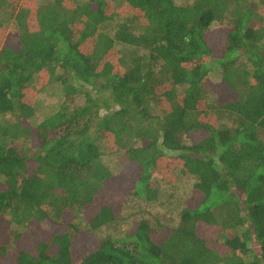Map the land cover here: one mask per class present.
Masks as SVG:
<instances>
[{
	"label": "trees",
	"instance_id": "16d2710c",
	"mask_svg": "<svg viewBox=\"0 0 264 264\" xmlns=\"http://www.w3.org/2000/svg\"><path fill=\"white\" fill-rule=\"evenodd\" d=\"M180 1L0 0V264H264V0Z\"/></svg>",
	"mask_w": 264,
	"mask_h": 264
},
{
	"label": "rangeland",
	"instance_id": "374dc122",
	"mask_svg": "<svg viewBox=\"0 0 264 264\" xmlns=\"http://www.w3.org/2000/svg\"><path fill=\"white\" fill-rule=\"evenodd\" d=\"M185 3L184 0H181L179 2V4H183ZM216 30V28L214 29ZM218 30V29H217ZM15 32L14 30V25L12 24L9 29H8V33L13 34ZM107 32L110 35H113L115 32V27L114 26H108L107 27ZM5 43H1L0 44V50L4 47ZM117 49L122 52H124V48L121 45H118ZM211 79L213 82V85H216L217 83L220 82L221 80V75L215 73L211 75ZM64 100V93L62 91V88L59 86H52L50 88L49 91H47L44 94H41L40 96L37 97L36 100V107H37V113H36V117L33 119V122L35 123H39L40 121H42L45 117H47L49 114L56 112L59 105L61 104V102ZM109 155V156H107ZM107 156V162L111 163L112 169L114 171H117L120 169V167L124 166L127 163V152H121L119 154H115V155H110V154H106ZM125 170H128V172L130 173L125 174L124 176H122L121 178V182L124 183L123 181H126V183L130 184L132 182V178L134 177V167H126ZM192 184L191 182H187L185 181V179L181 180L180 182L177 183V185L175 187H178L179 191L178 193H176L175 196V202L180 203L181 201L185 200L188 197V192L189 189L191 188ZM174 187V188H175ZM173 189V188H171ZM172 192V191H171ZM169 207L167 205L164 204H160L157 208H155L154 212H158L157 216H161L162 215H173V218L176 219L177 218V213L176 211H173V213H167ZM177 221V220H175ZM131 224L129 223V221L127 222L126 226H130Z\"/></svg>",
	"mask_w": 264,
	"mask_h": 264
}]
</instances>
